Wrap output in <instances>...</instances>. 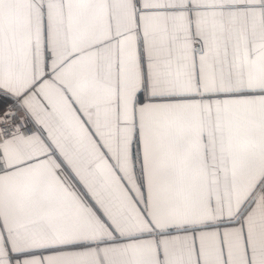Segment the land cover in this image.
I'll return each instance as SVG.
<instances>
[{"label": "snow or ice", "instance_id": "snow-or-ice-1", "mask_svg": "<svg viewBox=\"0 0 264 264\" xmlns=\"http://www.w3.org/2000/svg\"><path fill=\"white\" fill-rule=\"evenodd\" d=\"M0 264H264V0H0Z\"/></svg>", "mask_w": 264, "mask_h": 264}]
</instances>
